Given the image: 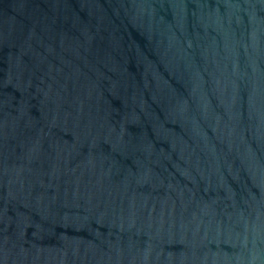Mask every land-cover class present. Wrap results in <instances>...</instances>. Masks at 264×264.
I'll use <instances>...</instances> for the list:
<instances>
[{
    "label": "water",
    "instance_id": "obj_1",
    "mask_svg": "<svg viewBox=\"0 0 264 264\" xmlns=\"http://www.w3.org/2000/svg\"><path fill=\"white\" fill-rule=\"evenodd\" d=\"M0 264H264V0H0Z\"/></svg>",
    "mask_w": 264,
    "mask_h": 264
}]
</instances>
